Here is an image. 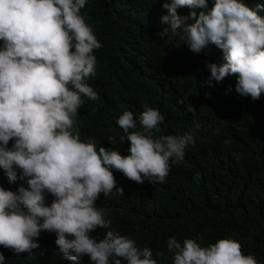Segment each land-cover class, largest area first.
Masks as SVG:
<instances>
[{
  "label": "clouds",
  "instance_id": "clouds-1",
  "mask_svg": "<svg viewBox=\"0 0 264 264\" xmlns=\"http://www.w3.org/2000/svg\"><path fill=\"white\" fill-rule=\"evenodd\" d=\"M85 5L86 0H0V168L10 182L27 184L16 191L0 187V245L16 255L31 253L44 230L55 232L68 263L122 264L123 258L127 264H157L152 249L138 248L113 230L106 206L123 195L118 179L164 183L170 161L183 160L194 136L158 132L164 117L144 105L140 114L122 110L116 121L125 133L120 140L130 142L122 151L97 150L94 142L80 140L74 117L99 98L86 80L96 75L93 50L103 47L80 14ZM162 7L165 30L179 34L192 55L201 59L213 46L217 64L207 65L209 86L221 81L222 92L239 105L264 98V0H214L211 8L207 0H170ZM185 7L187 15L178 14ZM186 109L195 111L191 104ZM222 112L211 110L217 118ZM45 192L54 197L50 205ZM167 251L174 264H257L230 238L201 247L173 236Z\"/></svg>",
  "mask_w": 264,
  "mask_h": 264
},
{
  "label": "trees",
  "instance_id": "trees-1",
  "mask_svg": "<svg viewBox=\"0 0 264 264\" xmlns=\"http://www.w3.org/2000/svg\"><path fill=\"white\" fill-rule=\"evenodd\" d=\"M164 2L170 0H86L80 14L103 45L93 50L96 75L86 80L99 98L76 114L74 132L82 142H94L97 150L103 146L120 152L130 142L120 140L125 133L117 119L122 110L140 114L144 105L164 117L158 132L191 131L194 144L180 163L170 161L164 183L118 179L123 195L106 206L110 226L136 247L152 249L157 264H174V254L167 251L173 236L181 243L193 239L201 247L230 238L264 264V98L239 105L222 92L221 81L209 86L207 65L217 64L213 46L201 59L192 55L181 36L161 23L167 14ZM207 4L211 8L214 0ZM188 11L177 9L180 15ZM181 99L184 103H178ZM187 104L195 111L188 112ZM217 107L223 118L211 114ZM204 142L209 143L196 148ZM20 185L27 187L25 181L10 182L0 168V187L16 191ZM44 195L50 205L54 197ZM34 239L39 246L31 253L16 255L0 245L5 257L0 264H92L89 259L68 263L55 244V232L42 230Z\"/></svg>",
  "mask_w": 264,
  "mask_h": 264
}]
</instances>
